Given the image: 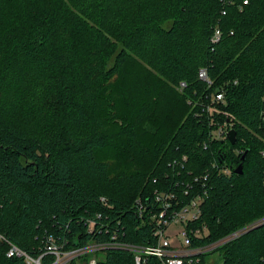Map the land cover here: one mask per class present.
Returning a JSON list of instances; mask_svg holds the SVG:
<instances>
[{"label":"trees","instance_id":"obj_1","mask_svg":"<svg viewBox=\"0 0 264 264\" xmlns=\"http://www.w3.org/2000/svg\"><path fill=\"white\" fill-rule=\"evenodd\" d=\"M243 1L0 0V235L42 264L50 238L64 248L112 234L152 244L155 195L180 205L203 187L194 223L208 234L193 243L247 227L211 252L220 264H264V0ZM125 91L144 96L121 120ZM109 114L126 141L118 162L96 155ZM229 118L234 144L211 137V122ZM7 248L0 239V264H26ZM93 254L135 264L117 247L72 264Z\"/></svg>","mask_w":264,"mask_h":264},{"label":"built area","instance_id":"obj_2","mask_svg":"<svg viewBox=\"0 0 264 264\" xmlns=\"http://www.w3.org/2000/svg\"><path fill=\"white\" fill-rule=\"evenodd\" d=\"M243 2L246 3V0ZM220 36L221 31L216 29L211 40L217 42ZM198 75L201 79L209 81L204 68L199 70ZM223 98L222 91H219L215 95L216 101L223 102ZM211 123L216 126L212 131L211 137L213 139L220 138L229 141L227 138V131L232 128L230 118L219 126H217L216 121H212ZM206 145L207 144L204 143V146ZM210 166L212 169L223 173H229L231 171V166L225 162L220 163L218 161H212ZM205 194V188L201 187L200 193H198L195 198L179 205V201L173 193H157L155 195V201L158 202L160 209L158 212L155 211L149 215V218L154 223V230L152 232L154 242L152 244L135 245L126 242L123 243V241L118 240L115 234H112L109 236L108 241H90L84 245L64 248L63 246L57 245L53 238H50L46 247L47 253L52 256L49 264H72V262L81 255L91 254L107 247H117L132 251L134 253L135 264H144L147 256L157 257L160 260V264H201V254L213 251L218 245L234 239L247 229V227L238 229L211 243L194 244L193 240H201L208 234V228L203 222L197 223L196 225L194 223L199 219L201 199ZM143 208V205L139 203L140 213L144 210ZM170 225L177 228L173 243V238L166 233V229ZM89 230L90 233L94 231L92 222L89 225ZM98 232H100V229ZM0 239L7 241V256L23 257L26 264H42L40 262V257L32 258L28 253L5 239L2 235H0ZM81 264H97V258L91 255Z\"/></svg>","mask_w":264,"mask_h":264},{"label":"rangeland","instance_id":"obj_3","mask_svg":"<svg viewBox=\"0 0 264 264\" xmlns=\"http://www.w3.org/2000/svg\"><path fill=\"white\" fill-rule=\"evenodd\" d=\"M123 92H124V89H123ZM123 94H124L123 96L129 101L130 107L125 106L126 104L123 102V99L119 102L118 107L120 109V112H117V115H119L121 120L124 119L123 114H121V113H127V114L133 113V112L135 113L141 108L139 106V100L144 96V93L133 92V91H131V94H129L126 91ZM39 96H41V98L48 99L47 93H45L43 95L39 94ZM35 100H38V99H34V102H35ZM15 102L19 103L17 101V99L14 101V103ZM23 105H25V104H23ZM113 117H114V115H112V114H109L108 116L105 117L106 122L104 123L105 124L104 128L106 129L105 135L107 137V145L105 147L97 150L96 155H97V157L102 158L105 161L113 160V161L118 162L121 159L120 158V152L118 151L119 145L120 144L126 145V141L120 137L122 135V132L118 131V125L116 124L117 119H114ZM130 124H131V122H130ZM137 129H139V128L137 127ZM138 134L141 137V134L140 133H138ZM123 149H126V148L123 146ZM121 161H122V159H121ZM260 220L262 222H264V218L260 219ZM176 232H177V228L175 226H172V225H170L166 229V233L168 235H170V237L173 238L172 243L174 242ZM123 243H125V241ZM126 243H129V242H126ZM205 263L206 264H220V260L218 258L217 253L211 252L210 254H208L205 258Z\"/></svg>","mask_w":264,"mask_h":264},{"label":"water","instance_id":"obj_4","mask_svg":"<svg viewBox=\"0 0 264 264\" xmlns=\"http://www.w3.org/2000/svg\"><path fill=\"white\" fill-rule=\"evenodd\" d=\"M227 138L231 144H234L236 141V131L235 129L231 128L227 131ZM246 152L242 155L241 159L244 160ZM234 172L241 174L242 173V164L239 163L235 168Z\"/></svg>","mask_w":264,"mask_h":264}]
</instances>
